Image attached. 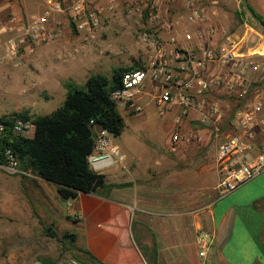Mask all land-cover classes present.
Here are the masks:
<instances>
[{
	"label": "built area",
	"instance_id": "obj_1",
	"mask_svg": "<svg viewBox=\"0 0 264 264\" xmlns=\"http://www.w3.org/2000/svg\"><path fill=\"white\" fill-rule=\"evenodd\" d=\"M40 1L43 8L31 20L25 23L11 15L3 25L12 35L8 39L12 54L30 56L39 47L58 42L65 29L97 37L101 10L95 7V0ZM205 3L181 0L164 14L156 0L144 3L150 28L139 37L150 56L138 68L123 73L121 87L111 97L119 112L139 114L153 107L159 118L171 115V152L203 144L207 137L215 149L217 187L225 193L264 172V146L257 141L264 134V98L254 92L224 131L221 125L227 105L220 98H248L250 73L256 81L264 78V66L258 62L264 55L256 51L260 44L248 49L245 40L213 24ZM4 129L0 122V133ZM33 129L30 121L20 119L12 126L15 135L24 137ZM107 135L104 130L95 133L94 151L88 159L95 172L111 167L113 157L123 161ZM0 170L11 176L34 177L20 169L10 149L3 151ZM195 244L198 257L208 264L212 234L199 229Z\"/></svg>",
	"mask_w": 264,
	"mask_h": 264
},
{
	"label": "rangeland",
	"instance_id": "obj_2",
	"mask_svg": "<svg viewBox=\"0 0 264 264\" xmlns=\"http://www.w3.org/2000/svg\"><path fill=\"white\" fill-rule=\"evenodd\" d=\"M148 1L154 0H95V7L101 10V27L96 38L65 29L58 42L43 45L26 56L12 54L9 50L8 39L12 35L3 30V25L11 14L1 7V0L0 116L20 112L32 116L49 114L62 104L68 84L83 89L88 75L109 76L114 68L145 63L150 52L139 36L150 28L143 10V4ZM24 3L21 19L26 23L43 6L40 0H24ZM164 3L165 11L175 9L172 0ZM243 11L240 6L236 20L245 21L264 36V30ZM236 29L241 31L238 26H233V30ZM244 43L248 48L257 45L256 39ZM262 45L264 47V43L259 46ZM258 62L264 66V59L259 58ZM249 78L251 86L255 83V74L250 73ZM227 111L228 106L224 109V118ZM119 113L124 120V131L120 136L108 135V138L124 161L118 164L117 158L113 157L114 164L103 173L116 171L122 176L118 179L122 182L127 179L122 167L130 162L141 169L151 165L149 171L155 194L164 191L172 195L192 189L203 194L214 187V196H220L223 191L217 187L215 149L207 137L203 144H192L193 149L188 153H169L172 125L166 126L165 119L159 118L153 107L134 115ZM99 130L94 128L95 133ZM27 134L32 135L31 132ZM156 160L159 162L155 164ZM39 179L36 176H11L0 170V264H41V260L54 264H80L72 258V250L63 244L66 233H78L77 225L67 218L69 215L62 206H57L55 195L49 189H46L48 195H40L43 190L38 187ZM166 180L170 183H165Z\"/></svg>",
	"mask_w": 264,
	"mask_h": 264
},
{
	"label": "crops",
	"instance_id": "obj_3",
	"mask_svg": "<svg viewBox=\"0 0 264 264\" xmlns=\"http://www.w3.org/2000/svg\"><path fill=\"white\" fill-rule=\"evenodd\" d=\"M164 1L156 0L162 14L166 9ZM180 1L172 0L174 8ZM199 1H206L204 5L210 20L216 26L242 41L256 39L257 44L264 43L261 33L245 21L236 20L241 6L239 0ZM2 2L1 7L7 14L17 20L21 18V10L26 3L24 0ZM247 3L264 20V0H247ZM233 26H238L241 31H234ZM262 48L259 46V49ZM257 82L256 92L260 89L259 95L264 98V78ZM161 119H165L167 126L172 116ZM263 140L264 134H261L257 141L262 144ZM190 145L171 152L168 141L167 151L181 155L193 149ZM89 167L94 171L90 164ZM150 168L151 165H148L141 169L130 162L122 167L127 175L122 182L118 180L122 176L116 171L112 174H105L104 170L98 172L105 176L107 184H131L112 189L108 198L79 194L76 199L63 202L55 185L39 179L38 187L43 190L40 195H48L46 189H49L55 195L57 206H62L69 216L78 218L75 224L84 247L102 264H148L147 255L152 248L156 251L157 264H203L195 244L199 229L214 238L206 260L208 264H264V172L216 197L214 187L203 194L197 189L172 195L162 190L160 194H155ZM165 183L170 182L166 180Z\"/></svg>",
	"mask_w": 264,
	"mask_h": 264
},
{
	"label": "trees",
	"instance_id": "obj_4",
	"mask_svg": "<svg viewBox=\"0 0 264 264\" xmlns=\"http://www.w3.org/2000/svg\"><path fill=\"white\" fill-rule=\"evenodd\" d=\"M256 16L264 24V20ZM139 66L137 62L129 67L114 68L109 76L101 73L88 75L83 89L68 84L62 104L49 114L32 116L20 112L0 116V122L5 126L0 133V161L3 151L10 149L20 169L55 185L63 202L76 199L79 194L108 198L112 189L128 187L130 183L107 184L103 174L90 169L88 159L94 151L95 127L114 137L124 131V120L111 96L121 87L123 73ZM258 83L250 86L246 99L238 96L225 98L228 111L221 125L222 131L228 128L234 113L243 108L246 100L256 92ZM16 119L34 125L31 136L13 133ZM67 218L74 223L78 221ZM48 231L51 236V229ZM63 244L72 250V258L80 264H102L86 250L79 233H66ZM147 262L157 264L155 248L147 255ZM41 264L54 263L41 260Z\"/></svg>",
	"mask_w": 264,
	"mask_h": 264
},
{
	"label": "water",
	"instance_id": "obj_5",
	"mask_svg": "<svg viewBox=\"0 0 264 264\" xmlns=\"http://www.w3.org/2000/svg\"><path fill=\"white\" fill-rule=\"evenodd\" d=\"M241 7L244 9V11L248 14L250 19L255 22L257 25H259L264 30V24L261 23V21L258 19V17L255 15V13L251 10L249 7L247 0H239Z\"/></svg>",
	"mask_w": 264,
	"mask_h": 264
},
{
	"label": "bare ground",
	"instance_id": "obj_6",
	"mask_svg": "<svg viewBox=\"0 0 264 264\" xmlns=\"http://www.w3.org/2000/svg\"><path fill=\"white\" fill-rule=\"evenodd\" d=\"M261 47H263V45ZM256 51H259L258 53L263 55L264 54V47L262 49L258 48V49H256Z\"/></svg>",
	"mask_w": 264,
	"mask_h": 264
}]
</instances>
